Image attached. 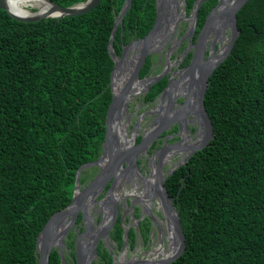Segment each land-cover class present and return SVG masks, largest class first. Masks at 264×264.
Wrapping results in <instances>:
<instances>
[{"label": "trees", "instance_id": "obj_1", "mask_svg": "<svg viewBox=\"0 0 264 264\" xmlns=\"http://www.w3.org/2000/svg\"><path fill=\"white\" fill-rule=\"evenodd\" d=\"M194 1L185 0L186 12ZM123 2L34 22L0 9V264H38L36 236L70 202L77 168L101 152L113 67L107 45ZM216 3L204 0L196 32ZM154 18L155 0H132L115 54ZM236 22L239 34L205 92L212 136L165 180L185 237L169 264H264V0H248ZM149 65L147 56L140 77ZM157 92L152 86L146 97ZM90 174L82 170L79 182ZM121 234L117 220V247ZM97 256L94 264L111 263L102 244ZM49 264H63L56 249Z\"/></svg>", "mask_w": 264, "mask_h": 264}, {"label": "water", "instance_id": "obj_2", "mask_svg": "<svg viewBox=\"0 0 264 264\" xmlns=\"http://www.w3.org/2000/svg\"><path fill=\"white\" fill-rule=\"evenodd\" d=\"M49 6L47 9L39 11L34 9L29 14L23 15L20 13H13L7 6V0H0V9L5 10L12 18L22 22H34L48 17H69L77 16L86 13L96 7L101 0H85L75 3L70 6H61L52 0H45ZM248 0H217L215 6L207 13L203 25L197 34L195 43V52L191 63L187 67V73L191 80L200 78L202 85H200L199 98L194 104L190 99V104H194L197 115V139L185 145L187 155L183 160L176 165L185 163V161L197 150L203 148L212 136V124L209 119L207 110L204 105L205 92L208 85L209 76L214 69L228 56L234 45V42L239 34L236 22V14L243 7ZM132 0H124L120 11L118 12L113 27L108 39L107 49L111 59L113 60V67L110 73V90L111 101L106 111L105 116V134L101 143V152L99 156L90 162L80 165L75 172L74 186L70 202L64 207L56 210L46 221L43 228L36 236L35 252L38 258V264H49V255L52 249H56L60 260L66 264L63 258L61 246L63 244V236L67 232L68 225L65 226V220L68 215H71V222H74L79 210H82L85 215H88V210L92 205L98 204L102 211V217L97 226V230H85L79 234L76 240L74 261L75 264H94L97 256V247L99 240L106 242L109 237L110 229L117 219L118 206L117 199L114 196V190L117 188V182L120 176L127 173L131 168L137 167L135 157L139 151H145L153 139V133L156 130L152 127L149 132L145 133L140 142L133 144V146L126 145L125 139L120 137L119 129L123 113L127 112L128 102L130 97L137 96L140 93H146L150 86L154 83L155 78H138V72L145 60L146 55L153 51V41L158 35L161 22L166 17L165 0H155V18L152 27L141 38L133 40L127 45L123 46L121 56L115 54L113 42L118 26L122 23L123 17L131 6ZM204 0H195L192 9L188 16L182 19L190 21L189 35H193L199 8ZM185 5V0H183ZM227 30V34H226ZM221 34L225 37L226 42L217 47L216 43L221 38ZM213 35L211 39L209 36ZM211 41L210 49L207 59L204 60L205 43ZM221 42V41H219ZM131 49L132 53L128 56L127 51ZM130 74L127 79L115 89V78L119 77L120 73L129 71ZM202 77V78H201ZM144 81L145 86L143 91L133 93L131 90L133 81ZM194 87V86H193ZM191 86L190 91L193 90ZM171 88H169L170 90ZM168 88L162 93V99L169 93ZM124 135V132H123ZM165 149L171 148L164 147ZM175 166V168H176ZM95 167L97 169L93 178L83 187L79 182V176L82 170ZM174 168V169H175ZM174 169H171L166 176H162L160 166L157 167V194L162 207L163 216L168 230L172 235V242L175 248L167 256L156 258H144L139 260H132L133 264H169L175 260L185 248V237L180 224L178 212L169 196L164 185V178L169 176ZM137 174L141 176L137 169ZM106 185H109L105 195L101 199H96L103 191ZM156 191V188H155ZM128 197V196H127ZM132 206V205H131ZM125 240L128 237V227H124ZM168 246L171 241L167 238ZM125 243H123L124 246ZM122 246V247H123ZM161 252H158L160 255ZM126 262L125 264H129ZM113 263V262H112Z\"/></svg>", "mask_w": 264, "mask_h": 264}, {"label": "flooded vegetation", "instance_id": "obj_3", "mask_svg": "<svg viewBox=\"0 0 264 264\" xmlns=\"http://www.w3.org/2000/svg\"><path fill=\"white\" fill-rule=\"evenodd\" d=\"M165 3L166 5L164 10L166 12V17L161 22L158 35L156 38H154L153 51L149 52L145 57V60L147 56L150 57L148 71L144 76H139V72L145 63L144 60L138 72V78L140 79L148 77L155 78V81L150 86V88L155 86V88L158 89V92L152 99H148L146 97L150 88L146 91V93H140V96H142V103L153 106L149 108L146 113L154 115L150 120L149 127L147 130L140 133L136 143L140 142L141 137L145 133L149 132L152 127L156 130V132L153 133V139L145 148V151H139L137 153L135 157L137 167L131 168L127 173L119 177L116 189L123 190L115 194V198H118V214L116 221L118 220L122 227V244L125 239L124 227H128L127 238H131L129 232L132 230V245L135 243L137 247V243L135 242V240H137V234L134 231V226H127L124 223V215L123 212H121V210L124 209L127 212L130 211V213L132 211L134 219H136V216L139 217L144 215L143 220L136 219L135 225L137 226L138 231H141L142 226H146L145 223H152V226H150V232L145 230L143 244L146 245L153 243L151 249H156L157 251L161 252L158 258L169 255L170 252L174 250L175 245L174 242H172L173 238L171 232H169L168 237L169 229L167 228L164 216L162 214L163 205L161 201L159 204L160 199L153 198L157 194L158 188L156 185L157 167L160 166V172L162 173V176H166V174H168L171 169H174L175 166L178 165L187 155L185 145H188L197 139L198 121L197 115L195 113L197 107L194 104L199 98L200 85H202V81L199 77L191 80L189 74L187 73V67L191 63L194 56V45L196 43L197 34L201 27L197 32L195 28V31L190 38V21L186 18L185 20L182 18L184 16H188L191 10L186 12L185 5H183V0H165ZM212 37L213 35L209 36V39ZM137 39H131L128 43ZM209 39L205 43L206 49L204 60L207 59L210 49L211 41ZM128 43L121 44L120 54L117 56H121L123 46L127 45ZM216 45L217 47L218 45L222 46L223 42L218 41ZM131 53L132 50L129 49L127 51V55L129 56ZM144 86L145 84L143 86L138 84V87L140 88L138 90L143 91ZM191 86H194L192 91H190ZM132 88L133 86H131V90ZM165 88H168V90L169 88L171 89L168 91L169 93L167 96L162 99L161 95L163 91H165ZM135 97H130L128 107L131 99H134ZM190 99H192L194 104H190ZM128 107L127 112L125 113V118L127 121H129ZM137 128L138 122L135 121L132 131L137 130ZM166 146H171V148L165 149L164 147ZM181 165L182 164L179 166ZM137 169L141 176L137 174ZM96 172L97 169L95 167H91V174L83 183H80L81 187L86 185L93 178ZM167 177L164 178V185ZM108 186L109 185L105 186L102 193L96 198L97 200L101 199L105 195ZM153 186L154 190L150 189ZM129 187L132 188L131 192L126 191V189ZM152 192L154 196L151 198L148 197V195ZM141 194L144 196H139ZM124 196H133L135 201L132 202L130 199L127 200ZM120 200L122 201L121 203H119ZM135 202L137 204H135ZM99 207L100 206L98 204L92 205L88 210V215H85L82 210H79L74 222L70 223L72 218L71 215H68L66 218L65 226L68 225V228L66 229V234L63 236V244L61 246V251L63 252V258L66 264H75L74 254L76 240L79 234L89 229L92 231L97 230V226L103 215ZM134 213H136V215ZM146 213H148V217L145 215ZM114 224L110 229L108 238H110L116 244V241L110 236ZM167 238L169 241H171L170 246H168ZM127 242L128 241L125 242L124 246L127 244ZM70 244L73 246L70 247ZM99 244L103 245L102 239L99 240L98 246ZM94 263H96V261ZM117 264H123V262ZM129 264L133 263L130 262Z\"/></svg>", "mask_w": 264, "mask_h": 264}, {"label": "rangeland", "instance_id": "obj_4", "mask_svg": "<svg viewBox=\"0 0 264 264\" xmlns=\"http://www.w3.org/2000/svg\"><path fill=\"white\" fill-rule=\"evenodd\" d=\"M31 10H34V8H31ZM226 34H227V30H226ZM141 97L142 96H140V94H139L134 99H131V102H130L129 107H128L129 121H127L125 118L126 122L128 123L126 126L128 135L129 136H131L132 134L136 135L135 144H136V141L138 140V137L140 136V133L147 130V128L149 127L150 120H151L152 116L154 115V114L146 113L149 110V108H151L153 106L152 105H145L144 103H142ZM135 121L138 122V128L136 130L137 132L132 131V127H133V124ZM136 133H138V134H136ZM134 195H136V194H134ZM139 196L143 197L144 195L141 194ZM125 198L127 200L130 199L132 202L135 201L133 196H128ZM121 202L122 201L120 200L119 203H121ZM135 204H137V203L135 202ZM121 212H123V215H124V223L127 226H134V231L137 234V237H136L137 240H135V242L137 243V247H136L135 243H134V245L131 244V241H132L131 238H127V240L124 239L123 243L128 241L125 246H123V244H121L119 247H117L116 244L110 238L107 237L106 242H103V245H105L104 247H106V249L108 250V253L110 254V256L112 258L111 262H113V263H111V264H117L119 261H121V262L123 261V264H124V263L132 261V260H139L142 258H152L154 256H156V258H158L159 257V255H158L159 251L154 252V250H151L153 243L152 244L149 243L146 245L143 244L144 243L143 237H145V234H144L145 230L150 232V230H151L150 226H152V223H150V224L145 223L146 226H142V228H141V231H143V232L138 231L137 226L135 225L136 219L143 220L144 215H141V216L138 215L139 217L136 216V219H134L132 211L130 213V211L127 212L124 209H122ZM134 214L136 215V213H134ZM145 215H147V217H148V213H146ZM98 259H99V257L96 256L95 261L97 262Z\"/></svg>", "mask_w": 264, "mask_h": 264}, {"label": "bare ground", "instance_id": "obj_5", "mask_svg": "<svg viewBox=\"0 0 264 264\" xmlns=\"http://www.w3.org/2000/svg\"><path fill=\"white\" fill-rule=\"evenodd\" d=\"M7 6L9 8V10L11 12H13V13H20V14L26 15V14H29V12L32 11L31 8L38 9L39 11H42V10L47 9L49 4L45 0H7ZM219 41L223 42V44L225 43V37H223L222 34H221V38H219ZM129 74H130V70L129 71H124L123 73L119 74V77L115 78V80H114L115 81V89L117 87H119L123 83V81H125L127 79V76ZM138 84L143 86L145 84V82L144 81H133L132 82V86H133L132 91H133V93H138V91H139L138 89H140L138 87ZM125 115L126 114L123 113L122 119H121V125H120V129H119L120 137H121L122 140L125 139L126 145L133 146V144H135L136 135L132 134V133H131L132 134L131 136L128 135L127 128H126L128 123L125 120ZM134 131H136V130H134ZM123 132H124V135H123ZM131 189L132 188L129 187L128 189H126V191L131 192ZM150 189L154 190V186L151 187ZM122 190L123 189L114 190V196H115V194H117V192L122 191ZM153 192L151 194H149L148 197L151 198L152 196H154ZM153 198L159 199L158 197H156V195ZM159 204H160V200H159ZM156 251L157 250L154 249V252H156ZM118 263H121V261H119Z\"/></svg>", "mask_w": 264, "mask_h": 264}]
</instances>
